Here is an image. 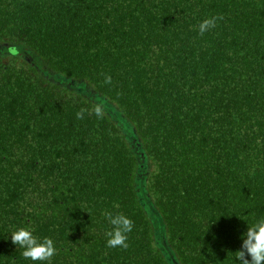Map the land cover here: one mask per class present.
<instances>
[{"label": "trees", "instance_id": "16d2710c", "mask_svg": "<svg viewBox=\"0 0 264 264\" xmlns=\"http://www.w3.org/2000/svg\"><path fill=\"white\" fill-rule=\"evenodd\" d=\"M261 218L264 0H0V264H48L21 227L51 264H238Z\"/></svg>", "mask_w": 264, "mask_h": 264}, {"label": "clouds", "instance_id": "9594fccd", "mask_svg": "<svg viewBox=\"0 0 264 264\" xmlns=\"http://www.w3.org/2000/svg\"><path fill=\"white\" fill-rule=\"evenodd\" d=\"M221 19H223L222 16L205 18L197 26L198 33L204 35L214 29L218 20ZM105 82L111 83V76H106ZM85 113L103 118L105 110L101 104H95L91 109L81 108L76 113L77 119H83ZM104 215L111 225V229L105 232L106 245L109 248L126 249L128 247V233L132 231L134 222L123 213L105 212ZM11 242L23 250L22 256L26 260L33 262L40 261L51 264L52 258L57 254V249L51 238L40 239L33 234V230L30 228L21 227L12 232ZM234 253L238 264H264V218L248 226L247 231L242 234L241 248Z\"/></svg>", "mask_w": 264, "mask_h": 264}, {"label": "rangeland", "instance_id": "374dc122", "mask_svg": "<svg viewBox=\"0 0 264 264\" xmlns=\"http://www.w3.org/2000/svg\"><path fill=\"white\" fill-rule=\"evenodd\" d=\"M83 90H84V88L79 85V91H83ZM124 127H125V130L127 131V133L130 134L129 126L127 124H124ZM148 211H149V214H150L153 222L155 223L157 242H158V244L161 245L164 243V239L166 237V227L164 225L163 219L161 218V216L159 214H157L154 211V209H152L149 206H148Z\"/></svg>", "mask_w": 264, "mask_h": 264}]
</instances>
